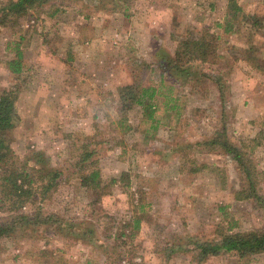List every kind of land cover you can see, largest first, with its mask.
<instances>
[{"label":"rangeland","instance_id":"rangeland-1","mask_svg":"<svg viewBox=\"0 0 264 264\" xmlns=\"http://www.w3.org/2000/svg\"><path fill=\"white\" fill-rule=\"evenodd\" d=\"M119 1L48 0L0 29V94L14 92L17 114L12 158L0 167V223L17 213L56 221L14 224L0 264H264V253L199 261L194 247L222 229L264 227L258 202L234 198L245 183L237 166L208 145L224 133L245 150L264 199V0H128L126 14ZM202 32L217 37V58L197 94L154 54L158 45L173 57L178 41ZM16 49L19 75L8 69ZM134 83L155 91L153 120L139 107L119 113L118 89ZM35 152L61 174L48 194L27 161ZM91 163L99 192L80 183ZM4 169L33 180L30 200L8 196Z\"/></svg>","mask_w":264,"mask_h":264},{"label":"trees","instance_id":"trees-1","mask_svg":"<svg viewBox=\"0 0 264 264\" xmlns=\"http://www.w3.org/2000/svg\"><path fill=\"white\" fill-rule=\"evenodd\" d=\"M114 3L116 0H113ZM119 1V0H118ZM123 9L119 10L126 14L128 10V0H121ZM48 0H8L0 3V29L4 27H15L19 24V20L28 15L29 11L40 8ZM120 2V1H119ZM239 13V9L235 8L234 13ZM234 17V15H233ZM258 25L257 22H255ZM220 27V26H219ZM229 26L225 32H230ZM216 42L217 37L202 32L197 36H188L187 38L178 41L174 56L170 57L167 53L157 45L155 46L154 57L157 63L162 66L169 75L180 81L181 84L189 86L194 93H203L206 91L208 82H211L214 77L206 73L203 68L210 67L216 63ZM157 51V52H156ZM15 59L8 63V69L13 75L21 73V58L22 55L16 49ZM220 89V87H219ZM220 92V90H219ZM155 91L149 88L141 87L139 83L125 85L118 89V111L122 117H125L135 107L142 109L143 116L153 120L155 105L152 99ZM16 96L13 91H6L0 94V167L5 168L11 160V149L8 143L7 134L14 127L17 120L16 114ZM214 148L219 147L230 160L237 166L241 175L244 178L243 188L234 192V198L238 201L252 200L259 204V209L264 216V199H262L256 191V173L253 170L252 162L247 157L245 150L231 143L224 135L219 134L208 142ZM92 157L91 153H86L80 162H84ZM40 166L39 178H42L44 184L39 186L42 193L48 194L57 186V181L60 179V172L46 166L44 156L41 152H35L27 161H32ZM95 163L81 167L80 183L81 185L93 192H99L103 189L101 174ZM14 169V168H13ZM4 169V178L9 184V197H14L20 204H24L34 195L31 191V183L33 180H28V175L24 171ZM122 180L128 183V174H122ZM115 183V180H112ZM35 183V182H34ZM100 195V194H99ZM20 207L16 208V212ZM38 213V212H37ZM20 222L23 226L48 225L55 224L56 221L49 216L41 218L39 214L32 217L27 214L17 213L7 222L0 223V240L9 238L14 234L16 223ZM135 228H139V220L134 221ZM216 242H203L202 244L194 243V247L198 250L197 257L199 261L204 260L209 256H219L227 254L238 259L249 258L250 256L264 253V227L248 232H232L228 228L221 230L217 236Z\"/></svg>","mask_w":264,"mask_h":264}]
</instances>
